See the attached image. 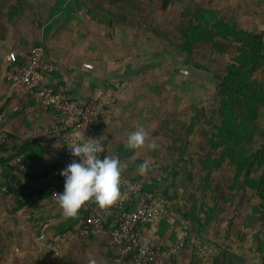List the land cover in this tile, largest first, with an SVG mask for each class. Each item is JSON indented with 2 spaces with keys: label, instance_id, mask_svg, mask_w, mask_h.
I'll return each mask as SVG.
<instances>
[{
  "label": "rangeland",
  "instance_id": "rangeland-1",
  "mask_svg": "<svg viewBox=\"0 0 264 264\" xmlns=\"http://www.w3.org/2000/svg\"><path fill=\"white\" fill-rule=\"evenodd\" d=\"M59 1L0 0V79L9 69L5 58L9 51L27 54L38 45L46 59L53 58L68 70L94 65L92 72L98 73L103 67L119 68L117 79L124 82H109L98 98L110 102L104 120L113 128L109 141L125 165L124 172L151 186L168 204L170 218L155 224L154 230L188 216L185 264H264L258 252L264 247V202L244 183V176L235 180L237 167L228 159L207 167L223 149L210 147L222 122L212 110L219 108L217 84L236 53L235 45L228 44L222 53L211 44L198 43L189 54L178 48L183 31L196 24L198 12L202 16L206 12L209 22L215 15L240 30L264 31L262 0H257L256 17L247 10V1L166 0L164 7L165 0H88L89 9H102V23L87 8L62 16ZM106 10L122 14L121 24L113 19L107 25ZM262 75L263 71L257 74ZM256 124L254 149L264 140V109ZM139 127L149 133L148 141L143 148L130 150L127 136ZM151 142L156 149L147 147ZM145 160L151 167L140 175L137 168ZM31 208L37 211L31 213ZM47 208L48 203L20 209L0 193V264L60 260L59 251L70 240L58 246L60 241L45 229L44 243L37 241L42 233L36 222L57 224V213ZM174 234L173 228L169 230L162 239L164 246L173 243Z\"/></svg>",
  "mask_w": 264,
  "mask_h": 264
},
{
  "label": "built area",
  "instance_id": "built-area-1",
  "mask_svg": "<svg viewBox=\"0 0 264 264\" xmlns=\"http://www.w3.org/2000/svg\"><path fill=\"white\" fill-rule=\"evenodd\" d=\"M8 72L5 76L10 91L22 90L34 97L36 104L52 119L40 125L33 137L45 143L49 149L60 156H71L69 147L84 142V138L98 139L105 152L99 154L118 156L104 143L101 128L110 102L97 98L85 103L74 99L53 79L60 67L45 59L43 47H34L27 54L9 51L6 55ZM6 114L0 109V191L14 193L22 188V184L12 178L18 175L14 168L25 169L24 155L12 154L8 132L4 129ZM16 146V145H15ZM76 159L75 157H73ZM8 165V166H7ZM12 170L11 174L5 170ZM51 198L57 201L54 193L64 190V178L54 176L50 180ZM120 191L117 203L100 208L94 202L84 205L86 212L80 226L65 236L64 239L77 241L105 234L107 245L114 252L116 261L129 260L131 264H185L179 258L190 239L188 221L180 219L173 231L176 240L163 245L162 239L152 235L153 226L164 218H170V212L158 194L146 190L140 181L122 172ZM44 235L37 241L44 243ZM55 250V249H53Z\"/></svg>",
  "mask_w": 264,
  "mask_h": 264
},
{
  "label": "trees",
  "instance_id": "trees-1",
  "mask_svg": "<svg viewBox=\"0 0 264 264\" xmlns=\"http://www.w3.org/2000/svg\"><path fill=\"white\" fill-rule=\"evenodd\" d=\"M59 2L57 10L62 16H69L76 9L87 8L86 10L89 13H95L97 20L99 19L98 21L101 22L100 18L103 17V14H101L102 9L96 6L94 9H89L88 0H60ZM165 6H167L166 0L164 1ZM105 13L108 16L107 24H113V19L118 20L119 23L120 20L124 19V16L120 13H113L109 10H106ZM207 15L206 12L204 16L200 12L194 14L196 24H190L183 31L184 34L181 35L182 42L178 45V48L186 54H189L198 43L211 44L213 48L221 53L224 52L228 44L235 45L236 53L231 58L223 77L217 84L219 108L212 110V115L219 116L222 122L221 126H217V134L212 136L216 141L210 147L222 146L223 149L219 151L216 158L208 160L207 167H210L213 163L215 166H219L222 161L228 159L230 164L237 167L236 175L234 176L235 180L237 181L244 176V183L253 191H256V196L264 202V140L257 149L253 148V144L257 143L254 137L259 131L256 123L260 110L264 109V31L261 30L255 33L240 30L235 25L218 19L215 15L211 17L209 22L206 19ZM35 47L42 46L38 45ZM260 71H263L261 78L257 76ZM208 121L211 122V120ZM247 144L251 146L248 148L246 147ZM22 147L14 148L12 154L24 155L25 145ZM118 157L120 159L119 154ZM14 169L19 174L13 175L12 178L19 182L20 174L26 171V159L24 170L18 167ZM257 170H262V172L257 178H252V174L256 173ZM11 171L6 169L5 173L10 175ZM136 181L139 180L136 179ZM143 187L146 190L153 189L151 186L143 185ZM0 193L4 197L9 198L20 209L24 208L34 195L39 197L50 195L49 192L31 188L29 185L22 186L21 190L14 191V193L8 194L4 191H0ZM165 205L167 206L168 204L166 203ZM187 218L188 216L185 219ZM81 222L76 221L73 225L59 229V236L64 239L66 235L78 228ZM175 224V222L172 225L166 224L164 227L159 228L158 231L155 229L152 235L158 239H164L168 237L169 230L174 228ZM175 240L176 236L174 234V236L170 237V241L175 242ZM258 252L262 253V261L264 263V247H260ZM112 254L115 257L114 252Z\"/></svg>",
  "mask_w": 264,
  "mask_h": 264
},
{
  "label": "crops",
  "instance_id": "crops-1",
  "mask_svg": "<svg viewBox=\"0 0 264 264\" xmlns=\"http://www.w3.org/2000/svg\"><path fill=\"white\" fill-rule=\"evenodd\" d=\"M242 1H247V10L256 17V13L258 12V9H260L258 8L257 0H233V4H239ZM260 2L264 4V0ZM116 6L119 9L122 8L120 5ZM239 7L241 10V6ZM262 26H264V24ZM46 60L56 64L59 62L53 58H48ZM59 67L60 70L53 75V79L60 87L66 89L70 96L81 103L100 97V94L106 89L105 86H109L108 83L111 81L118 80V75L121 74L119 68L116 69L113 67H103V69H100L98 73L92 72L94 65L89 66V69L84 68L83 66L82 68L77 67L69 70L64 65H59ZM136 74V72L133 73V75ZM119 82L124 81L123 79H120ZM0 109L6 114L4 129L8 132L11 143H13L11 151L13 152L14 148H21L25 145L23 154L26 159V171L21 174L20 183L22 186L29 185L31 188L49 192L51 195L50 180L54 176L60 175L61 170L74 160L71 156H60L56 154L53 150L49 149L45 143L36 141L33 137V132L40 125L51 121V113L40 108L36 104L32 95L27 94L24 91L22 92L20 89L11 92L5 79V74L2 75V79H0ZM112 129L113 128L109 124V120H104L101 128V134L104 143H106L110 148H113L109 141L111 137H114L112 135ZM121 148L122 147H120V149ZM50 195L45 197L34 195L25 207L30 209V207L38 205V208H40L45 205V203H48L47 209L51 208L54 213H57L55 214V222L57 224H54L53 226L49 224L50 221H47V223H36L43 235L46 233L45 229H49L48 232H51L52 235L56 236V240L60 241L58 243L59 246L62 244V241L65 240L59 236V229L65 226L68 227L71 224L73 225L76 221L81 222L86 212L83 205L76 217L66 218L63 211L58 208L60 207L58 206L59 204H57ZM52 201L55 202V204H52ZM29 211L33 213L34 211L36 212L37 209L31 208ZM41 211L44 210L41 209ZM43 215L44 214L41 212L40 216ZM68 245L69 246L64 248L63 251L61 250L60 252L58 250L60 253V260L56 261V264H93V262L94 264H131L129 260H125L123 262L116 261L114 255L109 250L107 245V236L105 234H99L98 236L91 237L85 241H71ZM185 253L186 248L179 256L183 263ZM44 263H50V260H44Z\"/></svg>",
  "mask_w": 264,
  "mask_h": 264
},
{
  "label": "clouds",
  "instance_id": "clouds-1",
  "mask_svg": "<svg viewBox=\"0 0 264 264\" xmlns=\"http://www.w3.org/2000/svg\"><path fill=\"white\" fill-rule=\"evenodd\" d=\"M84 138V142L69 147L71 155L76 159L61 170L64 178L62 193H54L60 208L66 218H74L87 202H94L100 208L114 205L120 199L121 175L125 168L118 156L99 154L105 152L98 139ZM149 133L144 127H139L128 134L126 147L130 150L143 148L148 141ZM149 149H156L154 142L147 143ZM151 167V161L145 160L138 165L137 172L146 175ZM94 264V262H93Z\"/></svg>",
  "mask_w": 264,
  "mask_h": 264
}]
</instances>
